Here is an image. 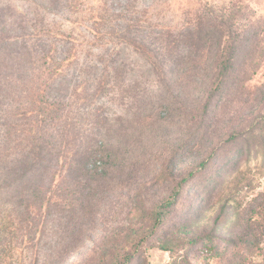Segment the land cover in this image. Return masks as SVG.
Segmentation results:
<instances>
[{
    "label": "rangeland",
    "instance_id": "obj_1",
    "mask_svg": "<svg viewBox=\"0 0 264 264\" xmlns=\"http://www.w3.org/2000/svg\"><path fill=\"white\" fill-rule=\"evenodd\" d=\"M30 3L40 1L12 2L25 19ZM76 4L35 11L77 39L66 43L75 53L68 78L79 73L88 91L101 80L85 112L99 118L110 158L96 163L80 204L49 218L15 264H120L125 254L126 264H264V136L251 130L261 117L264 66L227 93L207 70L183 72L177 57L152 51L166 32L205 28L221 11L264 20V0ZM202 245L211 254L195 249Z\"/></svg>",
    "mask_w": 264,
    "mask_h": 264
},
{
    "label": "trees",
    "instance_id": "obj_2",
    "mask_svg": "<svg viewBox=\"0 0 264 264\" xmlns=\"http://www.w3.org/2000/svg\"><path fill=\"white\" fill-rule=\"evenodd\" d=\"M13 1L0 0V264L17 263L22 250L33 246L36 232L43 236L49 218L57 220L66 205L80 204L83 183L92 189L98 175L96 163L110 158L105 143L98 141L99 118L85 112L101 80L88 91L79 73L68 78L75 53L66 43L77 39L35 11L56 8L58 2L75 11L76 0L30 3L35 7L29 19L16 12ZM225 11L205 28L198 23L177 34L166 32L152 51L167 59L177 57L176 68L183 72H210L213 85L227 93L245 88L264 66V20H252L240 8ZM259 102L261 117L251 130L264 136V122L259 123L264 96ZM87 115L93 120L86 122ZM195 249L211 254L206 245ZM129 258L125 254L120 264Z\"/></svg>",
    "mask_w": 264,
    "mask_h": 264
}]
</instances>
